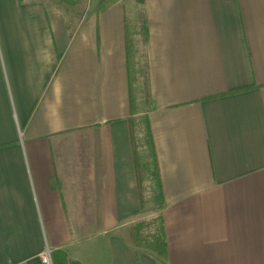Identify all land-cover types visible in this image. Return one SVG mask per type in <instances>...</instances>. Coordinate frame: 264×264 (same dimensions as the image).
<instances>
[{
    "label": "crops",
    "instance_id": "0c3cea01",
    "mask_svg": "<svg viewBox=\"0 0 264 264\" xmlns=\"http://www.w3.org/2000/svg\"><path fill=\"white\" fill-rule=\"evenodd\" d=\"M158 178L165 207L140 243ZM46 251L264 264V0H0V264Z\"/></svg>",
    "mask_w": 264,
    "mask_h": 264
},
{
    "label": "rangeland",
    "instance_id": "374dc122",
    "mask_svg": "<svg viewBox=\"0 0 264 264\" xmlns=\"http://www.w3.org/2000/svg\"><path fill=\"white\" fill-rule=\"evenodd\" d=\"M44 1H51L52 3L57 4L59 7H61L64 10L69 8V4L71 3V0H44ZM81 11H83V10H81ZM81 11H80V13H81ZM138 14H139V12H137L135 14L134 20H136L138 18ZM136 60H137V62H139V64L144 63L143 47L141 45L138 48V54L136 56ZM140 68H141L140 71L144 70L143 67L140 66ZM138 87H139L138 83L136 84V86L133 85V91H134V93L138 94L137 96L136 95L135 96L138 99H140ZM153 194L154 193L152 191V187L150 185V182L147 181L146 182V196H147L148 205H147L145 212L139 218V222H138V224L141 223V226H142L141 229L138 230V232H141V237L138 240L140 243L141 242L146 243L147 238L149 237V233H152V231L156 230L159 227V221L158 220H159L160 212H157V204L155 202H153V199H152Z\"/></svg>",
    "mask_w": 264,
    "mask_h": 264
},
{
    "label": "trees",
    "instance_id": "16d2710c",
    "mask_svg": "<svg viewBox=\"0 0 264 264\" xmlns=\"http://www.w3.org/2000/svg\"><path fill=\"white\" fill-rule=\"evenodd\" d=\"M136 2L139 5H144L145 0H136ZM140 26H141V42H142V46L145 48L147 41H148V29H147V23H146V18L145 15L143 13H140ZM131 41H130V46H129V50H130V54H129V60H130V69H132L133 65L131 63V47H132ZM144 70L142 72V77H143V100H144V104L145 103H149V101L151 100V94H150V88H149V80H148V65H147V56L146 53H144ZM134 94V91H133ZM145 129H147V126L145 127ZM147 134L149 135L150 132L147 129ZM158 180V181H157ZM156 180L155 185H154V191H155V196L153 197V202H155L157 204V210H162L165 207V200H164V196H163V191H162V187L160 184V180L159 178ZM140 201H141V205L142 208L145 210L146 207V202L144 199V191H141L140 189ZM155 241V240H154ZM157 243V242H156ZM158 244V243H157ZM163 244V240L159 243V245ZM70 264H78V263H70Z\"/></svg>",
    "mask_w": 264,
    "mask_h": 264
},
{
    "label": "built area",
    "instance_id": "2783aa9c",
    "mask_svg": "<svg viewBox=\"0 0 264 264\" xmlns=\"http://www.w3.org/2000/svg\"><path fill=\"white\" fill-rule=\"evenodd\" d=\"M41 260L45 263V264H51V254L50 251H46L42 256H41Z\"/></svg>",
    "mask_w": 264,
    "mask_h": 264
}]
</instances>
